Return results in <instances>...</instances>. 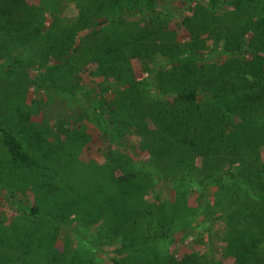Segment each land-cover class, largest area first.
<instances>
[{"label": "rangeland", "instance_id": "rangeland-1", "mask_svg": "<svg viewBox=\"0 0 264 264\" xmlns=\"http://www.w3.org/2000/svg\"><path fill=\"white\" fill-rule=\"evenodd\" d=\"M10 1L5 3L10 8L13 6L11 13L0 11V37L3 41L0 43V74L4 76V79H0V90L3 87L13 90L15 82L31 85L25 92L22 117L18 120L5 116V121L0 120L2 125L16 128L18 136L23 138L26 145L31 140H40L57 147L64 154L73 151L82 162L95 160L104 163L105 156L110 153L122 155L133 170L151 178L150 188L138 204L141 222H156L159 214L167 215L176 204L187 213L167 229H157L163 231L162 236H155L153 240L145 239L140 224L131 227L126 236L112 231L107 234L105 227L99 228L105 225L99 226L103 220L92 225L91 218L81 221L79 215L67 212L63 221H50L47 224L42 215L47 207L55 206L44 196L41 188L35 187L33 177L21 181L0 172V264H66L73 260L75 264H192L193 261L196 264H262L251 251V245L239 243L240 246L236 247L232 243L237 238L235 234L242 236L248 231H256L259 228L253 222L264 221V203L256 198L252 190L241 186L244 194L238 196L240 202L229 207L221 198V189L235 182L227 175H209L204 190L191 179L163 180L152 166L155 161L153 151L147 150L149 130L121 126L113 116V101L123 91L153 94L160 98V91L151 84L154 82L153 70L168 65L167 57L163 55L166 52L153 48L148 53L143 51L140 59H130L132 53H128L127 59L123 61L100 59L96 62L95 59H99L100 55L97 50L90 48L94 37L92 33L108 34L112 39L116 33L135 35L158 27H168L176 32L179 40L185 42L179 45H191L185 50L186 56H194V60L187 57L192 61L190 65L217 70L237 60L255 57L251 53H244L241 50L243 47L237 45L242 37L250 38L255 19L250 22V17L239 15L223 4L222 0H218L215 5L210 0H167L173 11L180 15L168 18L157 7L135 12L131 8L133 0ZM202 6L210 13V22L214 24L218 21V24L211 33L201 34L195 44L192 40L187 41L189 34L181 17L193 15ZM22 11L36 29L30 30L24 22L26 18L20 14ZM202 14L205 15L203 12L194 16V19L200 21ZM6 17L21 21L19 31H1ZM53 21L68 29L71 48L79 47V65L66 67V55L60 59L61 70L51 72L48 67L56 63L53 55L32 57L24 52L29 44L36 41L37 34L46 33ZM250 27L252 29L249 30ZM223 49L226 51L222 52ZM87 50L90 52L87 53ZM179 51L184 50L180 47L175 53ZM14 59L22 60L19 64ZM109 64H117L115 66L118 67L111 71L107 69ZM142 78L144 82H140ZM209 91L215 92V88L212 86ZM233 93L224 94L229 98ZM197 100L202 110L212 109L214 102L208 96H199ZM95 116L100 118L101 126L95 123ZM239 121V115H232L231 119L222 121L215 132L223 133L227 143L235 134ZM42 153L37 154L40 159H43ZM258 153L264 161V141L260 143ZM198 160L194 164L197 168ZM226 161L218 163L225 170H235L231 164L225 167ZM207 171L202 170L203 173L199 172L198 176L212 172ZM250 180L257 181L255 176H251ZM260 185V192L264 193L263 184ZM6 190L13 191L15 197L6 195ZM236 190L234 193L237 195ZM16 200L26 207L34 208L38 214L33 213L24 218L23 213L18 211ZM238 208L242 209L241 215L247 214L239 225L230 217ZM38 218L44 221L40 231L32 233L28 239L27 249L13 243L23 223ZM262 226L260 230L264 232V222ZM77 232H84L92 238L94 245L88 251L83 252L86 246L78 242ZM134 237L137 238L132 239ZM258 245L264 247V242ZM187 255H190V260L185 259Z\"/></svg>", "mask_w": 264, "mask_h": 264}, {"label": "trees", "instance_id": "trees-1", "mask_svg": "<svg viewBox=\"0 0 264 264\" xmlns=\"http://www.w3.org/2000/svg\"><path fill=\"white\" fill-rule=\"evenodd\" d=\"M157 1L133 0L134 5L131 8L135 9V12H141L157 7L166 18L180 16L173 11L174 8L167 0ZM217 1L210 0V3L215 5ZM5 2L12 1L0 0V11L11 13L13 6L10 8ZM222 3L239 15L250 17V22H254L255 19L254 30L249 28L252 29L250 38L242 37V40L237 41V45L243 47L241 50L244 53H251L255 57L244 61L237 60L236 63L226 64L217 70L190 65L192 61L187 57L192 56H186L185 50L191 45H179L184 41L179 40L176 32L168 27H158L135 35L116 33L112 39L108 34L92 33L94 37L90 48L97 50L100 55L99 59H95L96 62L100 59L123 61L127 59L128 53H132L130 59H140L143 51L148 53L153 48L166 52L163 55L167 57L168 65L153 70L154 82L151 84L160 91L161 99L153 94L141 95L139 92L123 91L117 94L118 99L113 101L112 111L119 125L121 123V126L149 130L146 137L147 150L153 151L155 161L152 166L163 180L172 182L178 179H191L204 190L209 175L223 174L235 182L230 184L232 186H223L221 189V198L227 206L231 207L240 202L238 196L244 194L242 187L252 190L256 198L264 203V193L260 192V184L264 187V161L258 153V147L264 141V0H222ZM203 7L195 10L193 15L186 14L181 17V22L187 27L189 34L187 41L192 40L195 44L201 34L211 33L218 24V21L214 24L210 22L208 16L210 13ZM203 12L205 15L202 14L201 20L196 21L194 16ZM20 14L26 18L24 22L30 30L36 29L24 11ZM54 22L45 34H37L36 41L24 50L32 57L53 55L56 63L48 67V71L51 72L60 69L62 61L60 59L66 55L65 63L68 65L66 67H74L80 63L77 57L79 47L71 48L68 29ZM21 25V21L6 17V23L2 24L1 31L3 33L19 31ZM0 43H3L1 37ZM180 47L184 51L175 53ZM88 51L90 52V50L86 52ZM192 58L194 60V56ZM21 60L14 59V62L18 61L20 64ZM115 65L117 64L114 66L109 64L107 69L114 71L118 67ZM0 79H4L1 74ZM140 82H144V78ZM14 85L13 90L6 87L0 90L2 92L0 120L5 121V116L19 120L24 113L22 109L25 108V92L31 84L15 82ZM212 86L215 92L209 91ZM231 91L234 93L228 98L224 93ZM199 96H208L212 99L214 102L212 109L202 110L197 100ZM235 114L239 115L240 121L235 134L225 143V135L221 132L218 134L215 130L222 121L231 119ZM94 119L95 123L101 126L100 118L95 116ZM17 132L16 128H8L0 121V172L21 181H25L26 177H33L35 187L41 188L44 196L55 206L47 207V211L42 215L46 223L63 221L64 217H67L65 214L67 212L70 215H79L81 221L91 218L92 225L103 220L99 226L105 225L99 228L105 227L107 234L112 231L117 235L126 236L131 227L140 224L145 239L153 240L155 236H162L163 231L157 229H167L175 220L179 221L178 219L187 213L185 210L181 211L180 206L176 204L167 215L159 214L156 222H153L154 220L141 222L142 215L138 212V204L148 192L151 178L133 170L122 155L110 153L105 156L104 163L95 160L82 162L73 151L64 154L57 147L40 140H31L26 145ZM42 151L44 156L40 159L37 154ZM227 156L229 157L225 158ZM197 159L198 168L194 166ZM225 159H227L224 162L225 167L231 164L235 170H225L219 165L218 161ZM204 169L212 172L206 176H198ZM251 176H255L257 181L250 180ZM235 188L237 195L234 193ZM5 194L11 198L15 197L10 190H6ZM16 203L18 211L23 213L24 218L35 213L34 208L24 206L21 201L16 200ZM241 210L238 208L230 216L238 225L247 216L241 215ZM43 221L38 218L23 223L22 230L14 237L13 243L27 249L28 239L32 233L40 231ZM263 222L254 221L253 224L259 229L248 231L242 236L235 234L237 238L232 242L236 247L251 245L253 247L251 251L262 264L264 247L258 244L264 242V232L260 230L263 228ZM77 236L78 242L86 246L83 252L94 245L88 234L77 232ZM135 238L137 237L132 239ZM185 259L190 260V255ZM66 264L75 262L73 260ZM192 264H196L195 261Z\"/></svg>", "mask_w": 264, "mask_h": 264}]
</instances>
